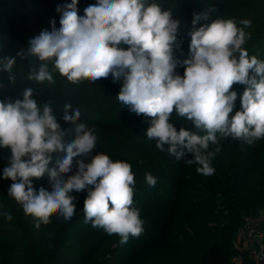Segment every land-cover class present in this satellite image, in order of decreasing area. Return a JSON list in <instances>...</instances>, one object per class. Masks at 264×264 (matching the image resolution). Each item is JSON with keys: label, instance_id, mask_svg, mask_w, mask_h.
<instances>
[{"label": "clouds", "instance_id": "9594fccd", "mask_svg": "<svg viewBox=\"0 0 264 264\" xmlns=\"http://www.w3.org/2000/svg\"><path fill=\"white\" fill-rule=\"evenodd\" d=\"M77 4L78 0H71L58 5L59 29L52 21L51 31L44 29L29 40L27 55L41 62L31 69L29 80L54 84L49 63L73 83L95 82L109 75L114 80L123 77L117 99L137 116L150 118L147 138L154 139L161 152L167 145V152L177 159L190 156L186 163L199 165L197 173L205 176L214 174L211 165L221 151V139L231 137L247 145L264 139V61L249 58L243 47L250 38L244 28L251 21L243 20L240 23L244 27H238L234 20L215 19L196 28L208 14H194L190 55L182 61L181 76L175 71L181 61L173 55L180 21L170 10L147 0H97L81 16ZM16 57L24 59L25 51L0 59V71L9 74L11 83ZM234 84L246 87L241 110L230 116L237 99V92L231 90ZM33 96L29 87L22 99L0 101V148L11 153L3 169V178L12 181L8 195L22 205L39 228L54 214L71 220L76 211L73 191H86L85 222L119 236L121 244L130 237L138 238L144 221L133 206L131 165L114 162L103 153L93 155L96 129L78 123L79 109L64 106L62 119L71 125L65 129L50 102L38 106ZM174 111L206 134L183 127L177 130L169 122ZM70 135L74 138L67 140ZM210 146H215L212 151ZM53 153L64 155L49 167ZM74 167L75 173L70 174ZM45 176L51 190L41 186L37 191L32 179ZM145 182L154 187L157 180L146 173ZM6 219L12 216L6 214Z\"/></svg>", "mask_w": 264, "mask_h": 264}, {"label": "trees", "instance_id": "16d2710c", "mask_svg": "<svg viewBox=\"0 0 264 264\" xmlns=\"http://www.w3.org/2000/svg\"><path fill=\"white\" fill-rule=\"evenodd\" d=\"M188 1L192 3L186 10L188 17L181 20L180 29L190 22L192 25L191 15L208 12V5L200 0H181L180 6ZM246 2L247 0H214L211 6L222 15L226 12H234L237 6ZM55 3L63 6L71 3V0H0V59L5 56H16L21 49L25 51L24 59L16 57V64L11 73L15 77L12 83L8 80L9 74L0 71V101L14 102L16 99H22L24 90L31 87L38 106L50 102L61 127L68 128L71 125L62 119L63 106L55 107L48 90L42 93L39 83L28 79L31 69L38 68L40 63L36 57L27 55L28 42L42 30L50 29L30 8H50ZM258 4V11L254 13L255 16L251 21L252 29L246 32L250 35L243 45L246 51L255 42L264 38V0ZM159 5L170 10L173 18L180 9V6L177 8L171 6L167 0L160 1ZM78 6L77 4L79 10ZM56 12L51 11L45 17L50 25L55 21V27L58 29L60 19H55ZM212 21L209 16L207 20L202 18L195 27L199 28ZM192 30L193 25L190 30H186L187 34ZM120 47L126 49L127 45ZM261 61H264V58ZM51 69L57 77L56 85L62 96L64 95L62 99L64 106L70 104L72 110L79 109L81 117L78 123H85L96 129L95 134L99 136L102 153L106 152L109 146V136L119 141L124 134L143 123L150 126V118L141 119L142 115L137 116L117 99L123 77L114 80L109 75L95 82L83 80L86 93H90L92 100L88 112L85 103L79 101L76 90L78 82H70L65 76L60 75L58 70H54L53 67ZM178 69L176 72L183 76L184 65L182 64ZM98 107L101 109L98 110ZM105 110L113 113L109 121L99 117ZM169 122L177 130L183 127L201 135L206 134L196 129L191 121L178 116L175 111L171 114ZM214 147L210 146L209 151ZM220 148L221 151L212 160L211 166L215 171L211 176L197 173L196 168L199 165H188L186 160L190 159V156L177 159L167 152V145L163 152L156 148V153L154 152L155 154L150 157L152 163L145 170L156 177V180L168 178L167 181L158 184L164 189H171L167 192L172 193L169 199L160 198L162 202L160 199L159 202L154 199L145 200V204L152 205L140 210L144 231L138 238L130 237L132 244L139 243V247L132 251L133 258H137L133 264H229L234 254L240 255L233 248V239L240 226L242 214L264 209V139L256 141L253 145H247L231 137L223 138L220 141ZM10 156L11 153L8 151L7 161ZM129 158L131 155L123 159ZM54 164L52 162L49 167ZM159 167L164 168L163 171H160ZM154 168L157 171H152ZM131 170L135 179L134 188H140L134 194V199L138 201L133 203V206L137 208L142 203L139 192L147 185L146 173H142L143 169L136 165L132 166ZM32 183L37 191L41 186L51 190L47 176L41 179L33 178ZM72 195L77 196L75 191ZM166 200L168 202L165 206L163 202ZM28 217L31 216L25 214L24 217L12 218L9 221L12 225L10 237L13 240L10 241L9 237L0 239V264H122L123 262L116 255H112L109 261H106L105 246L113 236L107 233L98 237L95 242L87 241L81 250L84 255L70 245L79 241L80 234L86 235L85 230L74 225L79 218L78 213L69 221L54 214L48 224L41 223L39 228L36 227V221ZM2 222L3 218L0 217V223ZM89 225L92 226V223ZM127 248L128 246L124 245L122 252ZM150 257L153 260L148 262Z\"/></svg>", "mask_w": 264, "mask_h": 264}, {"label": "rangeland", "instance_id": "374dc122", "mask_svg": "<svg viewBox=\"0 0 264 264\" xmlns=\"http://www.w3.org/2000/svg\"><path fill=\"white\" fill-rule=\"evenodd\" d=\"M160 1L163 0H147L148 3H157L160 4ZM166 1V0H164ZM168 3L173 6L174 8H177L181 5V0H167ZM201 2L205 3L206 5H208V16L212 19H231L234 20L237 24L238 27H244L240 22L243 20H249L252 21L254 16H255V12H257V6L259 5L258 2H261V0H247V2L243 5L237 6L234 10V12H226L225 14H218L214 8L211 6L212 2L214 0H200ZM97 0H79L78 2V15L83 16L84 15V9L89 6V5H93L96 4ZM190 3L192 2H186L184 3L182 6H180V9L177 12V16L174 17V19H177L180 21V25H179V29H178V33H177V45L178 46H174V51H173V55L174 57L178 60L181 61V63H179L177 65V68L175 69V71L179 70L178 68L181 67L182 65V61L189 58V44H190V40L191 37L189 34H187L186 30H190L191 29V22L188 23L190 25H185L184 28L180 29L181 27V20L184 18H187V8L188 5H190ZM30 5V3L28 4ZM49 5V4H48ZM59 4L55 3L53 6L49 7H44L43 9H35V8H30L31 11H33L38 19L42 22H44V24L47 26V28H50L49 31H51L52 29V25H50L49 21L46 19V14H48L51 11H57V6ZM195 5V4H194ZM164 10H166L165 8H162ZM61 18V13L60 12H56L55 14V19H60ZM194 16H190V19L193 20ZM252 24V23H251ZM251 24L249 27L244 28L245 32L251 30ZM59 29V27H58ZM249 58H251L252 56H255L258 60L261 61L262 58H264V38L262 40H259L257 42H255L251 48L247 51ZM41 63V62H40ZM52 65L51 63H49V70L53 76V79L55 81L54 84H50L47 81L43 82V83H39V88L41 89V92L43 93V91L48 90V95L51 94V100L54 104V106L57 108L60 106H63L64 108V102L62 99H64V95L62 96V94L60 93L57 84V77L55 76V72L51 69ZM177 74H179L178 72H176ZM77 92H78V96H79V101L84 102V106L86 107V109L88 110V112H90V108H91V98H90V93H86V88L84 86V82L83 80L77 83V88H76ZM232 91L237 92V99L234 102V108H233V112L230 114L231 115H235L236 111L241 110V96L243 94L242 91L245 90V86L241 85V84H234L233 88L231 89ZM50 97V96H49ZM49 99V98H48ZM47 99V100H48ZM49 101V100H48ZM101 108L98 107V110H100ZM58 110V109H57ZM56 115V111L53 112ZM103 114L99 117H102V119L104 121H109L112 119V111L107 112V110H105V112H102ZM141 119H145V116H140ZM71 127V126H70ZM68 127V128H70ZM149 126L146 123L141 124L140 126H138L137 128H135L134 130L130 131L127 134H124V136L121 137V139L119 141H116L115 138L113 136H109L108 141H109V146L106 150V152H104L103 154H106L110 157V159H112L114 162L115 161H123V162H127L132 166H139L142 171V173H147L148 171L145 170L147 167H150L151 165V160L150 157L155 154V150H156V142L155 141H151L147 138L146 135V131L147 128ZM67 129V128H65ZM219 135V134H218ZM97 136V135H96ZM74 138V135H70L68 137H66L67 140H71ZM10 152L9 149H5V148H1L0 150V217L3 218V222L0 223V239H5L9 237V240H13V238L10 237V228L12 227V225L10 224L9 219H6V214H10L12 216V218L16 219L18 217H24V211L22 208V205L17 203L15 201V199L11 196L8 195V189L12 183L11 180H6L3 178V169L4 167L8 166V161L6 160V156H7V152ZM102 145L99 141V136H97V144H96V148L93 150V155H95L97 152L102 153ZM155 152V153H154ZM64 153H53L52 154V162L55 163V160L59 157V156H63ZM127 155H131V158H129L128 160H124L123 158ZM160 171H163L164 168L159 167ZM148 169V168H147ZM76 171V168L74 167L72 170L71 174H74ZM152 171H157L155 168ZM156 178V177H155ZM164 179V180H163ZM168 180V178H167ZM166 178H158L157 179V183L154 187H150L148 185L144 186L140 192H139V197H140V201H142L141 204L138 205V209H147L149 205L152 204H145L146 203V199H154L157 202H159L160 198L169 199V196L171 195L172 192H167L171 189H164L161 185H159L158 183L160 182H164L167 181ZM159 181V182H158ZM140 188H134V194H136V192H138ZM76 211L75 214L78 213L79 214V218L76 220L75 222V226H79L81 227L82 230L86 231V235L83 236V234L79 235V241L75 242V243H70V245L72 247H76L77 248V252L81 253L82 255H84V253L81 252V250H83L85 244L87 243V241L89 240H94V242L98 239V237H100L101 235H105V231L102 228H98V227H93L90 226L89 223H91V221L89 222H85V213L83 210L84 207V200L86 198L87 192H80L77 193L76 192ZM166 197V198H164ZM144 200V202H143ZM162 199H160L161 201ZM136 201H138L137 199L133 200V203H135ZM162 202V201H161ZM167 200L163 202V204L166 206L167 205ZM246 217H251L255 223L257 225H259V227L263 228L264 230V209L260 208L258 210H256L255 212H244L242 214L241 217V222H240V226L238 227L237 232L235 233L234 239H233V248L235 249V252L240 254V257L242 259L240 264H256L251 258H250V253H249V248L251 246V244L242 236V234H240V229L244 223V219ZM30 219H32L33 217H28ZM26 219V216H25ZM72 229V228H71ZM146 234V233H145ZM130 238L128 240L127 243L125 244H121L120 243V237L117 235H113L112 238H110V240L106 243L105 246V257H106V261H109V259L111 258L112 255H116L118 257H120L122 259V264H133L137 261V258H133L132 256V251L136 250L139 247V243H135L132 244L130 242ZM124 245L128 246L127 250L124 252H122V248L124 247ZM238 256L237 254H234L231 258H230V263L229 264H236V260L235 257ZM130 260V262H129ZM153 260L152 257H150L147 261L151 262ZM105 261V262H106ZM104 262V263H105ZM0 263H1V258H0Z\"/></svg>", "mask_w": 264, "mask_h": 264}, {"label": "built area", "instance_id": "2783aa9c", "mask_svg": "<svg viewBox=\"0 0 264 264\" xmlns=\"http://www.w3.org/2000/svg\"><path fill=\"white\" fill-rule=\"evenodd\" d=\"M240 234L251 244L250 258L256 264H264V230L251 217H246L240 229ZM236 264H240V255L235 257Z\"/></svg>", "mask_w": 264, "mask_h": 264}]
</instances>
